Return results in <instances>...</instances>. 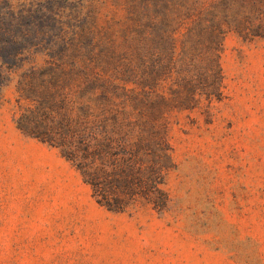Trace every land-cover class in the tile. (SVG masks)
<instances>
[{"label":"trees","instance_id":"trees-1","mask_svg":"<svg viewBox=\"0 0 264 264\" xmlns=\"http://www.w3.org/2000/svg\"><path fill=\"white\" fill-rule=\"evenodd\" d=\"M229 30L264 37V0H0L17 128L58 149L107 210L161 208L171 117L220 99Z\"/></svg>","mask_w":264,"mask_h":264},{"label":"rangeland","instance_id":"rangeland-1","mask_svg":"<svg viewBox=\"0 0 264 264\" xmlns=\"http://www.w3.org/2000/svg\"><path fill=\"white\" fill-rule=\"evenodd\" d=\"M219 55L220 99L171 117L167 201L123 212L17 128L0 61V264H264V37L229 30Z\"/></svg>","mask_w":264,"mask_h":264}]
</instances>
